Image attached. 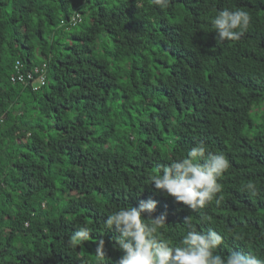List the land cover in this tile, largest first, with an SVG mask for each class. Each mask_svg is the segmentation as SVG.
Masks as SVG:
<instances>
[{"label": "trees", "instance_id": "16d2710c", "mask_svg": "<svg viewBox=\"0 0 264 264\" xmlns=\"http://www.w3.org/2000/svg\"><path fill=\"white\" fill-rule=\"evenodd\" d=\"M224 8L252 19L219 43ZM201 142L230 167L192 211L150 177ZM149 198L170 242L190 216L264 257V0H0V264H117L103 221Z\"/></svg>", "mask_w": 264, "mask_h": 264}, {"label": "clouds", "instance_id": "9594fccd", "mask_svg": "<svg viewBox=\"0 0 264 264\" xmlns=\"http://www.w3.org/2000/svg\"><path fill=\"white\" fill-rule=\"evenodd\" d=\"M160 8L169 6L170 0H153ZM251 15L240 9L224 8L211 18L217 42L236 41L247 30ZM230 167L222 152L213 153L204 143L189 149L185 156L174 159L167 165L158 166V174L150 177L154 188L178 203L187 205L192 211L203 209L213 200L219 205L223 196L219 178ZM245 191L256 195L253 183ZM157 202L151 198L141 200L138 207H123L112 212L103 221L107 231L115 230L119 235L115 244L123 253L117 264H264V257L243 251L232 250L226 256L216 250L223 244L224 237L214 229L198 231L188 216L184 223L185 233L179 243L163 238L161 230L166 225V215L154 216ZM207 220L206 216L201 217ZM91 236L87 227L73 234L74 240L84 241ZM104 241H99L96 252L97 264H106L103 251Z\"/></svg>", "mask_w": 264, "mask_h": 264}, {"label": "built area", "instance_id": "2783aa9c", "mask_svg": "<svg viewBox=\"0 0 264 264\" xmlns=\"http://www.w3.org/2000/svg\"><path fill=\"white\" fill-rule=\"evenodd\" d=\"M37 71V69H36ZM29 77H33L32 72L29 73ZM43 78V77H42ZM20 79H23V76L20 77ZM43 80V79H42Z\"/></svg>", "mask_w": 264, "mask_h": 264}, {"label": "rangeland", "instance_id": "374dc122", "mask_svg": "<svg viewBox=\"0 0 264 264\" xmlns=\"http://www.w3.org/2000/svg\"><path fill=\"white\" fill-rule=\"evenodd\" d=\"M86 19V21L88 20V18H85Z\"/></svg>", "mask_w": 264, "mask_h": 264}, {"label": "bare ground", "instance_id": "6f19581e", "mask_svg": "<svg viewBox=\"0 0 264 264\" xmlns=\"http://www.w3.org/2000/svg\"><path fill=\"white\" fill-rule=\"evenodd\" d=\"M40 78V77H39Z\"/></svg>", "mask_w": 264, "mask_h": 264}]
</instances>
